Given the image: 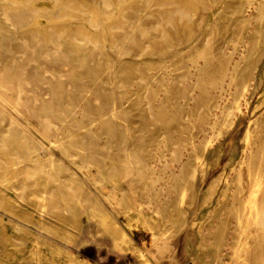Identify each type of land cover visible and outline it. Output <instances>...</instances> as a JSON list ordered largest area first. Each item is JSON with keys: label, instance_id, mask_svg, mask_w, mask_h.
Wrapping results in <instances>:
<instances>
[{"label": "rangeland", "instance_id": "obj_1", "mask_svg": "<svg viewBox=\"0 0 264 264\" xmlns=\"http://www.w3.org/2000/svg\"><path fill=\"white\" fill-rule=\"evenodd\" d=\"M19 1L0 0V6L26 16L23 15L22 21L15 23L14 27H8L0 17V264H138L137 252L149 264H192L200 243L197 230L201 228L204 234L210 233L217 222H224L222 216H214L213 209L225 182L231 180L232 168L235 169L241 159L246 126L250 132L256 131L257 135L263 136L264 53L256 63L245 100L243 97L238 102L239 110L236 111V107L231 110L233 121H229L226 127L220 129L217 125L225 105L234 100V85L226 80L222 83V90L210 88L203 93L205 100L213 97L216 100V106L210 110V120L198 124L194 120L195 115L191 114L192 108L201 104V92L194 84L197 79L196 62L198 66L202 64L201 59L194 63L191 56L201 47L228 51L230 44L227 40L234 41L240 29L239 23L229 20V5L237 0H228L225 9L226 0H105V3L104 0H72L74 4H70L71 0H64L67 4L63 0ZM52 1L60 3L57 5ZM62 2L70 4L71 8ZM159 5L162 8L159 9ZM10 10L8 13L13 14ZM108 10L113 11L110 13ZM177 10H180V15ZM35 12L42 13L37 15ZM69 15L79 17L75 19L72 16L70 21ZM89 16L94 19H89ZM86 21L93 22V25ZM34 23L35 27H30ZM95 25L98 28H94ZM5 70L12 73L8 81ZM2 85L6 86L2 89ZM17 86L20 92L15 89ZM44 104H49L47 109ZM166 118L170 121L167 122ZM59 135L61 139L65 138L63 143L66 145L79 146L82 154L72 150L64 155L56 149L51 142L59 140ZM69 135L73 136V142L66 140ZM189 135L192 136V144L206 143L204 152L197 160L194 159L196 168L188 189L192 205L186 196L185 199L182 197L181 192L187 185L183 180L181 187L173 189L170 196L182 198L178 201L186 214L184 226H180L174 236L159 237L151 222L156 223L159 229L165 221L161 213L152 211L154 200L150 194L162 202L164 194H158L159 184L171 172L177 174L188 159L192 144L187 143V146L185 142ZM171 143L185 145H180L182 150L179 149L177 162L170 158ZM133 147L152 149V154L148 159H142L133 152ZM49 151L67 170L60 174V184L50 187L54 198L58 200L66 194L65 176L73 173L77 185L86 194L87 204L77 207L67 201L66 208L55 206L44 213L37 208L44 178L39 171L33 178L25 171L34 162H47ZM88 154L95 155V159L105 167L111 166L113 157H120L121 166L114 168L111 180L94 184L91 180L96 173L94 165L78 168L81 159ZM153 178L155 183L149 184V195L141 196V182ZM172 180L173 176L170 182ZM213 183L217 188L202 205L203 197ZM112 185L118 187L116 195L122 198L126 209H122L116 200L108 199ZM90 206L99 214L91 215ZM41 219L51 226L43 234H39L37 229ZM233 226V220L229 219L226 248ZM120 240H123L124 249L120 247Z\"/></svg>", "mask_w": 264, "mask_h": 264}, {"label": "bare ground", "instance_id": "obj_2", "mask_svg": "<svg viewBox=\"0 0 264 264\" xmlns=\"http://www.w3.org/2000/svg\"><path fill=\"white\" fill-rule=\"evenodd\" d=\"M7 1V0H6ZM33 1V0H32ZM37 1V0H35ZM77 1V0H75ZM101 1V0H99ZM103 1V0H102ZM122 1V0H121ZM138 1V0H137ZM148 1V0H147ZM146 1V2H147ZM179 1V0H178ZM21 2V0L19 1ZM30 2V1H29ZM54 2V1H52ZM64 2V0H63ZM62 2V3H63ZM67 2V1H66ZM64 2V3H66ZM74 1L71 0L70 4ZM81 2V1H79ZM90 2V1H89ZM98 2V1H97ZM107 2V0H106ZM112 2V1H111ZM150 2V1H149ZM190 2V1H189ZM225 2V0L223 1ZM9 3V2H7ZM24 2L21 3V5ZM26 3H28L26 1ZM25 3V5H26ZM57 4V2H54ZM53 3V4H54ZM60 2H58L57 5H59ZM61 3V4H62ZM63 3V4H64ZM105 3V0H104ZM116 3V1H115ZM29 4V3H28ZM51 4V5H53ZM55 4V5H56ZM67 4V3H66ZM65 5L66 7H70L71 5ZM83 4V3H82ZM86 4V3H85ZM110 4V2L108 3ZM146 5V3H144ZM148 4V3H147ZM172 4V3H171ZM228 4V0H226L225 7L223 9L227 8L226 6ZM12 5V4H11ZM24 5V4H23ZM34 5V4H33ZM64 5L62 7L64 8ZM79 3L77 4V6ZM96 5V4H95ZM100 5V3H99ZM104 5V4H103ZM176 5V4H175ZM188 5V4H187ZM190 5H192L190 3ZM224 5V4H222ZM221 5V6H222ZM15 6V5H13ZM19 6V5H18ZM50 6V5H49ZM61 6V5H60ZM74 6V5H73ZM76 6V7H77ZM86 6V5H85ZM88 6V5H87ZM98 6V5H97ZM101 6V5H100ZM108 6V5H107ZM111 5H109L110 7ZM120 6V5H118ZM118 6L116 8H118ZM170 6V5H169ZM174 6V5H173ZM178 6V5H176ZM201 6V5H200ZM6 6H0L1 13L0 17L2 18V21L8 25V27H14L16 24L15 23H20L22 21V18L25 16L23 13H19L18 11H15L10 8H5ZM22 7V6H21ZM25 7V6H24ZM23 7V8H24ZM42 7V6H41ZM61 7V8H62ZM79 7V6H78ZM84 7V6H83ZM104 8V6H102ZM115 7V6H114ZM154 7V6H153ZM156 7V6H155ZM166 7V6H165ZM179 7V6H178ZM204 7V5L202 6ZM26 8V7H25ZM28 8V7H27ZM71 8V7H70ZM69 8V9H70ZM82 8V7H81ZM80 8V9H81ZM87 8V7H86ZM89 8V6H88ZM101 8V7H100ZM107 8V7H106ZM115 8V9H116ZM152 8V7H151ZM149 8V9H151ZM158 8V7H157ZM162 8L159 5V9ZM183 8V7H181ZM177 8V9H181ZM192 8V6H191ZM195 8V5H194ZM230 12H229V20L235 23L240 24V29L238 32V35L234 41L232 40H227V42L230 44V47L228 48V51L224 50H213L211 47L208 48H198L196 50V53L191 56L193 59L194 63L196 62L197 59L202 60V64L196 66L197 70V79L194 85H198V88L200 90V96L199 100L201 101L200 105L198 107L196 106L195 108H192L191 114L193 113L195 116V121H197L198 124L200 123H205L207 122V119L210 114V110L213 106H216V100L215 98H209L208 100H205L203 97V93H206V91L210 88L212 89H219L222 90V83L226 80L228 83L234 85V100L232 103H228V105H225V109L221 112V117L217 120V125L219 124L220 129H223L226 127L229 121H233V118L231 120V110L236 107V111L239 110V106L237 107L238 102L240 100L242 101L241 98H243L246 93L249 91V88L251 86V82L254 78V70L256 68V63L258 60L262 57V54L264 53V0H237L236 3H230L229 5ZM20 9V8H18ZM35 9V8H34ZM33 9V10H34ZM47 9V8H45ZM44 9V10H45ZM60 9V8H59ZM67 9V8H66ZM85 9V8H84ZM110 9V8H109ZM113 9V8H112ZM114 9V10H115ZM175 9V8H174ZM173 9V10H174ZM186 9V8H185ZM196 9V8H195ZM9 10L13 12V14H9ZM41 10V9H40ZM58 10V9H56ZM60 9L59 11H61ZM68 10V9H67ZM66 10V11H67ZM72 10V9H71ZM83 10V9H82ZM100 10V9H99ZM98 10V11H99ZM104 10V9H102ZM111 10V9H110ZM128 10V9H126ZM131 9H129L130 11ZM172 10V11H173ZM25 12L26 10H22ZM21 11V12H22ZM37 11V9H36ZM46 11V10H45ZM57 11V13L59 12ZM63 11V10H62ZM65 11V10H64ZM69 11V10H68ZM75 11V10H74ZM72 11V12H74ZM107 11V9H106ZM109 11V10H108ZM113 11V10H112ZM112 11H109L110 13ZM125 11V9H124ZM175 11V10H174ZM173 11V12H174ZM179 15H180V10ZM182 11V10H181ZM187 11V10H185ZM10 12V13H11ZM34 12V11H30ZM39 12V11H37ZM35 12V13H37ZM71 12V11H70ZM87 12V11H86ZM172 12V13H173ZM29 12L27 11L26 14ZM42 13V12H41ZM40 13V14H41ZM44 13V12H43ZM47 13L48 10H47ZM46 13V14H47ZM75 13V12H74ZM79 13V12H78ZM85 13V12H84ZM89 13V12H88ZM91 13V11H90ZM98 13V12H97ZM104 13V12H103ZM106 13V12H105ZM108 13V12H107ZM182 13V12H181ZM190 13V12H189ZM188 13V14H189ZM37 13V15H40ZM45 14V13H44ZM51 14V13H49ZM63 14V12H62ZM67 14V13H65ZM81 14V13H79ZM78 14V15H79ZM93 13H91L92 16ZM102 14V13H101ZM113 14V13H112ZM111 14V15H112ZM122 14V13H121ZM174 14V13H173ZM176 14V13H175ZM187 14V12H186ZM24 15V16H23ZM57 15V14H56ZM81 15H84L83 13ZM80 15V16H81ZM88 15V14H87ZM105 15V14H104ZM120 15V14H119ZM123 15V14H122ZM150 15V14H149ZM156 15V14H155ZM178 15V16H179ZM216 15V14H214ZM45 16L42 14V17ZM50 16V15H48ZM61 16V14H60ZM66 16V15H65ZM64 16V17H65ZM71 19L75 16L69 15ZM73 16V17H72ZM85 16V15H84ZM83 16V17H84ZM103 16V15H102ZM106 16V15H105ZM118 16V15H117ZM116 16V17H117ZM160 16V15H158ZM26 17V16H25ZM34 17V16H31ZM28 17V18H31ZM35 17H37L35 15ZM41 16H39L40 18ZM57 17V16H56ZM63 17V16H62ZM79 17V16H77ZM75 17V19L77 18ZM120 17V16H119ZM142 17V15H141ZM165 17V16H164ZM181 17V16H180ZM67 18V16L65 17ZM89 19L93 17H88ZM43 19V18H42ZM50 19V18H46ZM57 19V18H56ZM55 19V21H56ZM64 19V18H63ZM94 19V18H93ZM106 19V18H105ZM213 19V18H212ZM23 20H26L25 18ZM58 20V19H57ZM68 20V21H69ZM79 20V18L77 19ZM76 20V21H77ZM97 20V19H96ZM121 20V19H120ZM123 20V19H122ZM159 20V18H158ZM214 20V19H213ZM34 18V22H35ZM38 21V20H37ZM45 21V20H44ZM48 21V20H46ZM51 21V20H49ZM54 21V19H53ZM90 21V20H89ZM89 21H86L89 22ZM93 21V20H92ZM115 21V20H114ZM1 22V21H0ZM43 22V21H41ZM80 22V21H78ZM95 22V20H94ZM162 22V21H161ZM164 22V21H163ZM174 22V21H173ZM186 22V21H185ZM26 23H31V22H26ZM45 23V22H44ZM93 22H89V24ZM98 23V20L96 24ZM218 23V22H217ZM25 24L22 22V25ZM172 24V23H171ZM186 24V23H185ZM190 24V23H189ZM35 23L31 25L30 27H35ZM40 25V24H39ZM87 25V24H86ZM98 25V24H97ZM97 25L94 26V28H98ZM117 25V24H116ZM88 26V25H87ZM250 26H252L251 29H248ZM19 27V26H17ZM48 27V26H47ZM90 27V26H88ZM93 28V27H92ZM93 28V29H94ZM118 28V27H116ZM121 28V26H120ZM140 28V27H139ZM173 28V27H172ZM48 29H51L49 27ZM3 30V29H2ZM41 30V29H40ZM64 31V29H62ZM100 30V29H99ZM108 30V29H106ZM118 30V29H117ZM120 30V29H119ZM205 30H207L205 28ZM62 31V32H63ZM66 31V29H65ZM116 31V29H115ZM122 31V30H121ZM189 31V30H188ZM204 31V30H203ZM48 32V31H47ZM59 32V31H58ZM57 32V33H58ZM75 32V31H73ZM80 32V31H79ZM93 32V30H92ZM191 32V31H190ZM211 32V31H210ZM236 32V31H235ZM52 33V32H51ZM56 33V34H57ZM87 33V32H85ZM84 33V35H85ZM111 33V32H110ZM205 33V32H204ZM207 33V32H206ZM69 34V33H68ZM72 34V33H71ZM77 34V33H76ZM75 34V35H76ZM89 34V33H87ZM131 34V33H129ZM203 34V33H202ZM61 35V33H60ZM59 35V36H60ZM81 35V34H78ZM166 35V34H165ZM211 35V34H210ZM53 36V35H52ZM73 36V35H72ZM82 36V35H81ZM91 36V35H90ZM202 36V35H201ZM216 36V35H215ZM55 39V36H53ZM70 37V36H69ZM76 37V36H75ZM87 36H84L86 39ZM89 37V35H88ZM93 38V36H91ZM129 37V35L127 36ZM211 37V36H210ZM52 38V37H51ZM78 38V36H77ZM83 37H81L82 39ZM52 38V40H54ZM58 38H56L57 40ZM66 39V38H65ZM89 39V38H88ZM88 39L86 40L88 42ZM95 39V37H94ZM198 39V38H197ZM223 39V38H222ZM36 40V39H35ZM78 40V39H77ZM76 40V41H77ZM208 40V39H207ZM211 40V39H210ZM58 41V40H57ZM85 41V40H84ZM91 41V40H90ZM126 41V40H125ZM166 41V40H165ZM94 42V41H93ZM97 42V41H96ZM205 42V40H204ZM55 43V41H54ZM90 43V42H89ZM124 43V42H123ZM91 44V43H90ZM95 44V42H94ZM93 44V45H94ZM58 45V44H56ZM12 46V45H11ZM16 46V45H15ZM13 46V47H15ZM59 47V45H58ZM94 47V46H93ZM98 47V46H97ZM122 47V46H121ZM11 48V47H10ZM12 50V49H11ZM144 51V50H143ZM18 53V52H17ZM20 55V53H18ZM22 55V54H21ZM179 55V54H178ZM47 56V55H46ZM103 56V55H102ZM62 58V57H61ZM6 60V59H5ZM33 60V59H32ZM5 62V61H3ZM33 62V61H32ZM9 63V62H8ZM7 63V64H8ZM14 63V61H13ZM43 63V62H42ZM16 64V63H15ZM45 64V63H44ZM109 64V63H108ZM193 65V64H191ZM195 65V64H194ZM2 66V65H1ZM8 66V65H7ZM23 66V65H22ZM3 67V66H2ZM11 67V65H10ZM5 68V66H4ZM111 68V67H110ZM152 68V67H151ZM6 69V68H5ZM9 69V67H8ZM7 69V70H8ZM32 69V68H31ZM6 71V80H10L9 77L12 75L11 70ZM23 70V69H22ZM152 70V69H151ZM21 71V70H20ZM148 71V69H147ZM0 72H2L0 70ZM19 72V71H18ZM17 72V73H18ZM136 72V71H135ZM160 72V71H159ZM5 73V72H4ZM1 74V73H0ZM164 74V73H163ZM14 75V73H13ZM21 75V72H20ZM23 75V74H22ZM18 77V76H14ZM32 77V76H28ZM192 77V76H189ZM195 77V76H194ZM162 78V77H161ZM187 80V79H186ZM6 81V82H7ZM193 81V79H192ZM190 82V81H189ZM8 83V82H7ZM11 85V82H9ZM160 83V82H159ZM19 84V83H18ZM229 84V85H230ZM4 85V84H3ZM2 85V89L6 86ZM1 86V85H0ZM19 89H20V85ZM15 87V89H18ZM113 86V85H112ZM10 87V86H9ZM151 87V86H150ZM92 88V87H91ZM147 88V87H146ZM187 88V87H186ZM18 89V90H19ZM192 89V87H191ZM190 89V90H191ZM22 90V89H21ZM45 90V89H43ZM183 90V89H182ZM181 90V91H182ZM17 91V90H16ZM143 91V90H142ZM20 92V90H19ZM146 92V91H145ZM183 92V91H182ZM1 93V92H0ZM88 94V92H87ZM138 94V93H137ZM158 95V94H157ZM31 96V95H30ZM126 96V95H125ZM194 96V95H193ZM224 96V95H223ZM42 97V96H41ZM133 97V96H132ZM157 97V96H156ZM177 97V96H174ZM180 97V96H179ZM246 97V96H245ZM245 97L243 98L245 100ZM189 98V97H188ZM131 99V98H130ZM182 99V98H181ZM186 99V98H185ZM229 99V98H228ZM54 100V99H53ZM191 100V99H190ZM186 102V101H185ZM191 102V101H190ZM228 102V101H227ZM245 104V103H244ZM49 105V104H47ZM46 105V106H47ZM189 105V104H188ZM45 106V104L43 105ZM45 106V107H46ZM79 106V105H78ZM82 106V105H81ZM247 106V105H246ZM40 107V106H39ZM187 107V106H185ZM238 108V109H237ZM45 109V108H44ZM47 109V107H46ZM243 109V108H242ZM40 110V109H39ZM119 110V109H118ZM234 110V109H233ZM42 111V110H41ZM45 111V110H44ZM185 112V111H184ZM235 112V111H234ZM46 113V111H45ZM48 113V110H47ZM111 113V112H110ZM109 113V114H110ZM122 113V112H121ZM123 113H126L124 111ZM186 113V112H185ZM212 113V111H211ZM234 114V113H233ZM211 115V114H210ZM106 116V115H105ZM112 116V114H111ZM76 117V116H75ZM234 117V115H233ZM237 117V115H236ZM103 118V117H102ZM101 118V119H102ZM114 118V117H113ZM40 119V118H39ZM38 119V120H39ZM167 122L170 121V118H166ZM193 120V119H192ZM210 120V119H208ZM92 121V120H91ZM100 121V119H99ZM111 120L108 119V122ZM173 121V120H172ZM251 121V120H250ZM73 122V121H72ZM101 122V121H100ZM209 122V121H208ZM245 122V121H244ZM252 122V121H251ZM95 123V121H94ZM234 123V122H233ZM250 123V122H249ZM248 123V124H249ZM53 124V123H52ZM96 124V123H95ZM116 125V124H115ZM205 124H203L204 126ZM216 125V126H217ZM61 126V125H60ZM96 126V125H94ZM109 126V125H107ZM253 126V125H252ZM255 126V125H254ZM69 127V126H68ZM125 127V126H124ZM244 135V145L243 149L241 152V159L235 169L232 168L231 172V180L230 182H225V188L224 190L220 193V196L218 198V201L216 203V207L213 209L216 217H223L224 222L220 223L217 222L216 226L214 229L211 230V232L204 234L202 230L198 229L197 232L200 237V243L197 246L198 252L197 255L192 258V264H264V127H263V136L257 135L256 131L250 132L248 129ZM71 128V127H70ZM210 128V127H209ZM214 128V126H213ZM255 129L257 127H254ZM86 129V128H84ZM212 129V127L210 128ZM83 130V129H82ZM81 130V131H82ZM214 130V129H213ZM217 130V129H216ZM215 130V132H216ZM225 131V130H224ZM224 131L222 133H224ZM126 132V131H125ZM201 132V131H200ZM212 132V131H211ZM209 133V132H208ZM217 133V132H216ZM20 134V133H19ZM225 134V133H224ZM227 134V132H226ZM234 134V133H233ZM65 135V134H64ZM164 135V134H163ZM207 135V134H206ZM220 135V132H219ZM10 136V135H9ZM44 136V135H43ZM60 136V135H59ZM63 136V135H62ZM70 136V135H69ZM73 136H76V133L73 134ZM73 136L67 137V141H74ZM208 136H211L208 134ZM218 136V135H216ZM223 136V135H222ZM221 136V137H222ZM18 137V136H17ZM58 137V136H57ZM201 138V137H200ZM205 138V137H204ZM207 138V137H206ZM209 138V137H208ZM213 137H211L212 139ZM218 139V138H217ZM221 139V138H220ZM187 142H185L187 145L192 144V136L189 135L188 138L186 139ZM185 140V141H186ZM194 140V139H193ZM202 140V139H201ZM205 140V139H204ZM209 140V139H208ZM6 141V140H5ZM55 141V140H54ZM65 141V138L56 140L55 142H51L52 145L61 151L64 155H68L67 152H70L72 150H75L76 153L82 154L83 150L75 145V144H70L66 145L63 143ZM89 141V140H88ZM212 141V140H210ZM218 141V140H216ZM102 142V140H101ZM208 142V141H207ZM1 143V142H0ZM214 143V142H213ZM179 143H171L169 145V152H170V158L172 162H177L179 159V154L181 147L185 145H181ZM187 145V146H188ZM206 143L200 142L198 144H193L191 145V150L188 152V159L180 166L179 172L177 170V174H173V172L170 173V175H166L165 178H162V181L159 184V193L158 194H164L163 200L160 203V200H158L157 196L150 194L151 198L154 200V204H152V211L155 214L161 213L163 215V220L165 221V225L162 223L161 227L158 229L156 226V223L151 222V226L153 229H155L159 237H170L175 233L180 226H184V219H185V211L183 208L179 205L178 199L182 198H175L173 199L170 195L172 193L173 189H178L181 187V183L183 180L187 182V185L184 187L185 190H182V197L185 196L190 200L189 203L192 200V195L190 192H188V189H190V179L194 173V159L199 155L204 152ZM208 145V146H212ZM31 146V145H30ZM153 146V145H152ZM154 147V146H153ZM152 147V148H153ZM47 149V148H46ZM154 149V148H153ZM133 152L137 153L138 157H141L142 159H148L151 154H152V149L151 150H139L133 147ZM182 150V149H181ZM5 151V150H4ZM74 153V152H73ZM19 154V153H18ZM78 155V154H77ZM82 157V155H80ZM95 155L93 154H88L86 158L81 159V164L78 166L79 169L82 168H87L89 165L93 164L94 167L96 168V173L91 177V180L94 184H102L105 181L111 180V175L113 173L114 168L117 169L121 166V158L120 157H113L111 159V166L105 167L100 164L99 160H96ZM125 157H128L127 155ZM201 157V156H200ZM36 158V157H35ZM185 158V157H184ZM199 158V157H198ZM127 159V158H126ZM129 160V159H128ZM127 160V161H128ZM38 161V160H37ZM170 161V163H171ZM181 161V160H180ZM165 162V161H164ZM22 163V162H21ZM129 163V162H128ZM160 163V162H159ZM148 164V163H147ZM176 165V163H174ZM171 165V164H170ZM4 166V165H3ZM28 166V165H27ZM5 167V166H4ZM202 167V166H201ZM199 167V168H201ZM14 168V167H13ZM91 168V167H90ZM171 168H173L171 166ZM12 169V167H11ZM94 169V168H93ZM169 169V168H168ZM175 169V168H174ZM25 170V168H24ZM166 170V169H165ZM3 171H5L3 169ZM39 171L41 176H43L44 181L42 183V192L40 195V201L39 198H37V201H39V208L40 212L44 213L47 211L49 208L55 207V206H61L63 208H66V202H70L71 204H74L77 207H82V204H87L88 199L85 197V192L81 191L80 187L77 185V182L74 179V174L69 173L68 175L65 176V183L64 187L66 189V194L63 197H60L58 200H56V197L54 198V194L51 192V186H56L60 184V174L65 173L67 170L64 168V166L59 162L56 161L53 157V154L49 151L48 154V161L47 162H34L31 164V166L25 171L28 172L29 176H32V178L35 175V172ZM175 171V170H174ZM138 171H136L137 173ZM148 172V170H147ZM149 173V172H148ZM5 174V173H3ZM152 174V172H150ZM155 174V173H154ZM16 176V175H15ZM173 176V180L170 182V178ZM13 177V176H12ZM5 178V177H3ZM22 178V177H21ZM155 178V177H154ZM153 179H149L148 182H141V185L139 187V192L141 196L149 195L150 193V188L149 184H153L154 182ZM8 179V178H7ZM90 179V178H89ZM6 180V179H5ZM13 180V179H12ZM21 180V179H20ZM159 180V179H158ZM157 180V181H158ZM11 181V180H9ZM8 182V181H7ZM35 182V181H34ZM155 183V182H154ZM2 184V183H0ZM22 184V182H21ZM34 184V183H33ZM76 185V186H75ZM109 185V184H108ZM114 185V184H113ZM111 188L110 194L108 196V199L111 200H116L117 204L122 208L126 209V206L122 200V198L118 197L116 195V192L118 191V187L113 186ZM110 186V185H109ZM167 186V187H166ZM224 186V185H223ZM1 187V186H0ZM216 185L213 183V185H210L208 187V194H206L203 197V200L201 204L203 205L206 203L210 196H212L213 191L215 190ZM19 188V187H18ZM30 188V187H29ZM183 188V189H184ZM217 188V187H216ZM26 189V188H25ZM175 189V190H176ZM16 191V189H15ZM21 192V190H19ZM38 191V190H37ZM122 191V190H121ZM1 193V192H0ZM16 193V192H15ZM155 194V193H154ZM199 194V193H198ZM212 194V195H211ZM189 195V196H188ZM21 196V195H20ZM33 197V196H32ZM148 197V196H147ZM159 197V196H158ZM29 198V197H28ZM31 199V198H29ZM36 200V198H34ZM33 199V200H34ZM151 199V200H152ZM1 200V199H0ZM23 200V199H22ZM34 200V201H35ZM8 201V200H7ZM157 201L160 203L158 204ZM37 203V202H36ZM151 203V202H150ZM153 203V202H152ZM184 203V202H182ZM7 204V202H6ZM181 204V203H180ZM191 204V203H190ZM200 204V205H201ZM192 205V204H191ZM206 205V204H205ZM90 214L95 215L99 214L95 210L94 207L90 206ZM50 210V209H49ZM53 210V208L51 209ZM56 210V209H55ZM35 211V210H34ZM49 212V211H48ZM63 213V212H62ZM33 214V213H32ZM153 214V213H152ZM15 215V214H14ZM213 216V215H212ZM213 216V218H214ZM38 217V216H37ZM160 218V217H159ZM39 219V218H38ZM216 219V218H215ZM222 219V218H221ZM222 219V220H223ZM232 219L234 226H233V231L229 243L228 248H226V236L228 235L227 231V225H228V220ZM24 220V219H23ZM213 219H211L212 222ZM217 220V219H216ZM186 221V220H185ZM221 221V220H220ZM27 222V221H26ZM36 222V221H35ZM101 222V221H99ZM210 222V221H208ZM210 222V223H211ZM216 222V221H215ZM37 223V222H36ZM33 224V223H32ZM35 224V223H34ZM147 224V223H146ZM145 224V225H146ZM186 225V224H185ZM211 225V224H210ZM36 227L35 225H33ZM150 226V225H149ZM148 226V227H149ZM37 229H39V234H43L51 229V226L46 224L42 219L39 220L37 224ZM208 227V226H207ZM206 227V228H207ZM213 228V227H212ZM158 229V230H157ZM205 230V229H204ZM209 230V229H207ZM231 230V229H230ZM229 230V231H230ZM231 232V231H230ZM139 234V233H138ZM156 234V233H155ZM154 235V234H153ZM157 235V234H156ZM125 236V235H124ZM155 236V235H154ZM174 236V235H173ZM123 237V236H121ZM40 238V236H39ZM124 238V237H123ZM210 238V239H208ZM228 238V236H227ZM35 239V238H34ZM171 239V238H169ZM168 239V240H169ZM20 240V239H19ZM21 241V240H20ZM39 241V239L37 240ZM42 241V240H41ZM120 244V247L123 246V240ZM35 242V241H34ZM38 243V242H37ZM36 243V244H37ZM118 244V243H117ZM163 246V245H162ZM166 246V245H165ZM120 249V248H119ZM166 249V248H165ZM55 253H57L55 251ZM136 254V259L138 264H149L146 258L139 252L135 253ZM204 254V255H203ZM207 254V255H205ZM190 264V263H189Z\"/></svg>", "mask_w": 264, "mask_h": 264}]
</instances>
